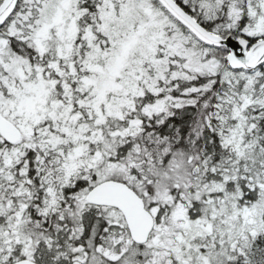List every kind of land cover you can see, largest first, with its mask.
<instances>
[{
    "label": "snow or ice",
    "instance_id": "snow-or-ice-1",
    "mask_svg": "<svg viewBox=\"0 0 264 264\" xmlns=\"http://www.w3.org/2000/svg\"><path fill=\"white\" fill-rule=\"evenodd\" d=\"M0 264H264V0H0Z\"/></svg>",
    "mask_w": 264,
    "mask_h": 264
}]
</instances>
